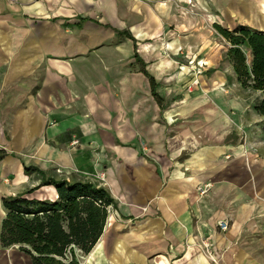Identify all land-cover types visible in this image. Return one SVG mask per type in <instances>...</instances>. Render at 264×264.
<instances>
[{"label": "crops", "instance_id": "obj_1", "mask_svg": "<svg viewBox=\"0 0 264 264\" xmlns=\"http://www.w3.org/2000/svg\"><path fill=\"white\" fill-rule=\"evenodd\" d=\"M232 3L0 0V150L6 153L0 162V234L6 216L4 199L57 200L56 188L42 184L43 179L62 180L53 176V164L61 160L71 169L77 161L83 171L93 169L91 162L74 157V151L66 155L72 139L83 141L90 135L85 122L79 125L66 110L68 85L75 84L70 80L84 72L79 59L91 50L90 31L112 38L128 31L143 60L138 42L160 37L162 26L172 20L186 25L181 10L207 11L211 6L228 10ZM126 40L132 43L133 57L134 43ZM151 45L144 42L140 51L148 57V63L143 62L159 89L158 79H164L172 64L163 57L154 62L160 44ZM146 86L161 110L150 84ZM122 87L130 94L139 89V85ZM190 116L182 120L180 115L169 114L172 135L168 138L163 136L167 127L160 133L154 124L150 126L147 139L152 145L143 152L156 166L140 156L141 149L111 146L115 161L104 168L105 183L95 185L110 192L116 208L110 211L104 234L89 255L94 264H264L261 201L251 188L254 184L259 189L256 166L260 168V158L250 142L246 146L227 143L231 133L241 135L233 127H224L223 120L214 129L211 124L216 115ZM175 118L176 123H171ZM236 123L241 126L242 122ZM205 185L211 189L202 197L198 188ZM220 222L227 223L226 232L219 228ZM18 248L4 249L0 241V264L30 261Z\"/></svg>", "mask_w": 264, "mask_h": 264}, {"label": "rangeland", "instance_id": "obj_2", "mask_svg": "<svg viewBox=\"0 0 264 264\" xmlns=\"http://www.w3.org/2000/svg\"><path fill=\"white\" fill-rule=\"evenodd\" d=\"M228 6V10L213 9V6L207 11L192 8L181 10L185 18L182 21L186 25H178L176 20H172L170 25L162 26L164 32L160 37L138 42V51L144 62L148 63L149 59L140 50L142 44L147 42L153 47L160 44V55L154 62L163 57L172 64L171 71H167L164 79H158V92L165 101L162 111L158 110L149 95L146 86L149 84L140 74L142 66L132 57V43L124 38L104 37L90 31L91 50L84 59H79L83 65L79 68L84 69L85 73L75 75V80L71 78L70 82L73 80L75 84L68 85L70 99L66 107L69 116H73L79 125L85 122L90 135L83 141L78 137L72 139L71 146L65 150L66 155L70 156V152L74 151V157L91 162L93 169L83 171L77 161L74 168L68 169L60 160L61 164L55 163L51 168L53 176L70 182L104 184V168L115 161L111 146L141 149L140 156L156 166L148 152H143L152 145L147 139V131L152 124L160 133L167 127L163 136L168 138L172 135L169 132L171 128H168L169 114L180 115L182 120L188 119L184 116L188 117L190 113L191 118L193 114L197 119L213 114L216 115L211 124L213 128H218L223 120L224 127H233L241 135L231 133L227 143L246 146L250 142L253 152L260 158L261 169L256 166V171L260 173L259 189L254 184H251V188L261 201L260 219H263L264 226V117L255 111L262 95L238 83L227 61L230 46L214 28L217 24L233 31L245 26L264 33V0H234ZM153 47L149 50L152 53ZM198 71L202 73L198 75ZM40 77L41 74L38 75ZM122 85H139V89L130 94ZM34 93L35 90L31 92L32 95ZM62 107L65 108H59ZM176 119L171 123H176ZM237 120L242 122L241 126H238ZM202 140L206 142V138ZM250 169L255 171L252 166ZM251 180L254 181L253 175ZM78 260L80 264H94L89 256H79ZM26 264H31V261Z\"/></svg>", "mask_w": 264, "mask_h": 264}, {"label": "trees", "instance_id": "obj_3", "mask_svg": "<svg viewBox=\"0 0 264 264\" xmlns=\"http://www.w3.org/2000/svg\"><path fill=\"white\" fill-rule=\"evenodd\" d=\"M218 34L230 46L227 61L238 83L262 95L255 111L264 117V33L245 26L230 31L214 25ZM118 38L134 43L133 59L142 66L151 95L161 110L164 99L158 84L146 70L137 53L136 41L128 31L117 32ZM264 138V121L262 122ZM6 153L0 150V162ZM28 173L30 169L26 168ZM44 176V173L38 171ZM43 186H54L58 198L54 202L27 200L23 197L4 199L6 216L1 224L0 241L4 249L19 247L31 264H80L79 256H89L102 238L116 202L110 192L85 181L43 179Z\"/></svg>", "mask_w": 264, "mask_h": 264}, {"label": "built area", "instance_id": "obj_4", "mask_svg": "<svg viewBox=\"0 0 264 264\" xmlns=\"http://www.w3.org/2000/svg\"><path fill=\"white\" fill-rule=\"evenodd\" d=\"M201 73L202 72L198 71L197 74L200 75ZM196 83H198V82H196ZM210 189H211V185H205L203 187H199L198 188V194L203 197V196H205L210 191ZM219 228L223 232H226L228 230V225H227L226 222H220L219 223Z\"/></svg>", "mask_w": 264, "mask_h": 264}]
</instances>
